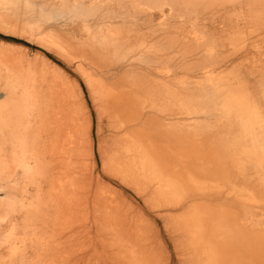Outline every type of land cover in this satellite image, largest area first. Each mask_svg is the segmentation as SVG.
<instances>
[{
	"label": "bare ground",
	"instance_id": "bare-ground-1",
	"mask_svg": "<svg viewBox=\"0 0 264 264\" xmlns=\"http://www.w3.org/2000/svg\"><path fill=\"white\" fill-rule=\"evenodd\" d=\"M138 1L161 14L163 6H168L170 27L179 25V15H185L195 26L199 11L213 4L236 6L245 3L253 9L255 18L264 15V0ZM60 6L82 16L94 17L93 26L101 25L105 15L117 10L102 0H62ZM146 17L151 19L153 14L147 13ZM87 26L84 24V28ZM103 37L114 41L116 36L107 30ZM236 40L231 44L234 47ZM43 42L60 53L66 52L55 41L44 39ZM175 44L172 41L169 47ZM183 47L186 59L171 66L181 68L182 77L171 86L151 83L154 87L143 90L151 100L149 113L138 104L141 86L112 81L113 76H101L106 80L102 81L85 71L82 63L79 65L80 76L96 105L98 120L106 129L99 146L102 169L123 182L147 189L159 208L184 209L188 205L189 210L180 223L195 264H240L234 257L229 260L227 254L231 253V246L241 233L221 224L225 213L212 210L207 191L209 186L210 189L219 188L226 173L232 172L243 175L251 183L249 194L246 193L248 202H264V72L257 73L255 65H251L249 71L241 63L235 67L228 65L219 58L215 45L197 29H193ZM13 58H17L16 64ZM22 62L25 67L20 65ZM150 62L153 65L148 73L165 69L156 57ZM0 64L6 74L0 88V178L10 181L20 171L25 179L33 180L41 173L42 158L36 151L34 139L42 133L43 147L61 175L50 199L59 208L69 206L76 199L79 183L88 179L83 160L90 125L83 106L74 99L75 90L67 86L52 89L47 95L43 93L30 63L21 55L15 57L1 42ZM253 72L257 73V79L250 85L247 76ZM177 75L174 72L171 78ZM173 110L187 116L190 123L183 129L165 122V116ZM140 120H143V128L137 131L135 126ZM240 189L234 185L232 190L240 192ZM22 193L24 196L18 204L20 207L26 204L23 207L27 215L25 221H29L33 208L44 202L38 192L33 194L36 199L33 202L26 190ZM12 202L10 198L1 205L0 222ZM217 218L222 221L219 225ZM245 234L250 242L258 240L264 264V233L262 236L253 232ZM249 247L251 253L253 243ZM18 250L10 248L8 255L0 252V264H18L16 255L23 257ZM128 252L131 263L146 264V254L137 240Z\"/></svg>",
	"mask_w": 264,
	"mask_h": 264
},
{
	"label": "rangeland",
	"instance_id": "rangeland-1",
	"mask_svg": "<svg viewBox=\"0 0 264 264\" xmlns=\"http://www.w3.org/2000/svg\"><path fill=\"white\" fill-rule=\"evenodd\" d=\"M61 1L0 0V42L15 57L21 55L30 63L37 85L46 95L52 89L66 86L75 90L73 98L82 104L90 125L83 160L88 179L79 183L76 199L69 206L59 208L53 203L50 193L61 181V175L43 147L44 135L38 134L34 141L42 158L41 173L33 180L25 179L20 171L10 181L0 178V207L13 199L0 222V252L8 255L10 248H18V253L23 254L22 258L16 255L18 264H134L130 262L128 249L137 240L146 254V264H195L180 223L188 205L184 209L159 208L147 189L123 182L102 169L99 146L106 129L98 120L96 105L80 76L79 65L82 63L85 71L102 81L101 76H113L112 81L141 86L138 104L149 113L152 104L145 91L154 87L151 83L171 86L182 77L181 68L171 66L186 59L183 44L193 29L215 45L219 58L228 65L235 67L241 63L248 71L255 65L257 73L264 72V15L255 18L253 9L245 3L213 4L199 11L195 26L185 15H179V25L170 27L168 6H163L161 14L138 0H102L117 10L105 15L101 25L93 26L94 17L67 11L60 6ZM147 13L153 14V18L147 19ZM107 30L115 34L114 41L103 37ZM235 38L236 47L231 45ZM44 39L55 41L66 52H58ZM172 41L176 44L169 47ZM155 57L165 69L148 73L153 65L150 61ZM13 60L16 64L17 58ZM20 65L25 67L23 62ZM174 72L178 75L173 79ZM257 73L248 74L250 85H254ZM5 78L0 64V88ZM165 118L166 123H175L181 129L190 123L179 110L169 111ZM142 128L140 120L135 130ZM248 182L243 175L226 173L219 188L208 187V201L213 211L225 213L223 222L216 219L218 225L222 222L241 233L232 244L228 259L234 257L240 264H262L263 251L258 240L250 242L245 233L263 235L264 202H248L251 186ZM234 185L242 192H234ZM24 190L32 195L30 201L36 200L33 194L38 192L44 202L33 208L29 221H25L26 204L22 207L18 204ZM251 243L253 256H250Z\"/></svg>",
	"mask_w": 264,
	"mask_h": 264
}]
</instances>
